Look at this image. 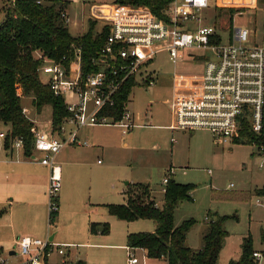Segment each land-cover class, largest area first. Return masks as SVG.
Here are the masks:
<instances>
[{"label":"rangeland","instance_id":"obj_1","mask_svg":"<svg viewBox=\"0 0 264 264\" xmlns=\"http://www.w3.org/2000/svg\"><path fill=\"white\" fill-rule=\"evenodd\" d=\"M38 1L43 5L52 4L51 0ZM115 1L59 0L58 7L64 6L70 19L68 28L71 35L81 37L91 32L93 22H97L93 29L94 34L102 33L108 24L96 21L92 16V10L95 6L112 5ZM13 3L14 0H0V24L6 17L7 8ZM263 5L264 0H209V8L200 13L198 21L189 23V26L191 30L197 29L200 25L216 26L223 42L226 43L229 34L227 27L231 23V15L228 14L231 13L232 26L248 30L249 44H253L262 39ZM217 7L246 9L219 11ZM239 12H242V15L237 14ZM219 15L223 18L220 19ZM179 54L175 65L170 59L169 52L160 50L144 67L142 78L151 74L155 85L148 86L140 79L133 88L126 110L135 115L137 127L127 136H123L122 129L117 126H89L80 131L83 141H88L96 149L102 146L100 150H104V154L87 159L89 166L77 181L78 199L82 205L80 210L85 211L88 204L102 213L107 211L105 207L107 205H126L128 190L136 187H148L151 199L158 209L162 210L165 204L164 189L167 188L163 181L170 178L176 183L194 187L190 194L191 200L181 201L174 213V223L177 227L189 220L196 222L187 235L186 245L190 249L195 251L202 249L203 237L209 230V221H216L221 217L225 218L222 227L227 237L218 264L238 261L241 258L244 239L247 237L252 238L253 250L264 254L262 241L264 198L255 194L257 189L264 187V153L243 137L234 144L222 145L215 143L212 133L207 130L192 133L169 129L173 123L170 105L173 99L174 75H199L203 73L206 63L214 58L212 52L198 49H183ZM22 106L34 128L40 132L51 131L50 106L45 107L39 114L33 107L31 99L27 97L22 98ZM9 129V126L0 124V134H7ZM78 148L66 147L59 155L68 154L71 149ZM11 150L6 151L4 138L0 136V194L7 189L16 196V200L24 199V196L27 197L30 193L22 185L16 184L14 179V174L26 167L24 152L15 145ZM11 152L13 154L10 157ZM38 155L42 157V154ZM19 182H22L21 179ZM127 183L131 186H127ZM65 184L68 189L74 187V183L70 181L67 185L64 171L63 187L59 193L61 197L65 193ZM45 207L47 213V226L45 225L43 230L45 235L32 230L28 233L29 236L47 240L56 234L53 242L57 244H62L60 241L87 244L67 248L65 255L62 256L55 253L49 264H65L78 260H84L86 264H129V251L126 248L128 235L153 233L156 230V225L151 220L126 222L106 216L108 219L106 222L111 226L110 234L99 238L89 234L88 237L79 229L73 213H69L67 206H64L66 212L62 220L57 217L52 224L49 220L48 194ZM18 208L24 207L19 204ZM17 211L15 215L22 222L27 224L28 218L29 222L31 221V216L23 213L24 209ZM0 249V257L7 260L8 264L25 263V259L17 252L16 245L10 240L2 244ZM135 254L137 264L164 263L147 258L142 249H136Z\"/></svg>","mask_w":264,"mask_h":264},{"label":"built area","instance_id":"obj_2","mask_svg":"<svg viewBox=\"0 0 264 264\" xmlns=\"http://www.w3.org/2000/svg\"><path fill=\"white\" fill-rule=\"evenodd\" d=\"M208 8L209 0H172L168 21H165L158 19L145 6L117 3L95 6L93 18L106 22L110 32L92 59V71L84 74L83 48L80 45H72L70 59L43 61L38 69L40 81L64 101L69 113L57 132L53 126L49 133L34 128V153L43 154L39 161L50 169V212L58 211L62 187L57 155L68 146H88L87 141L79 139V132L85 127L117 126L122 129L123 136L137 127L135 115L128 110L125 109L119 121H115L110 113L116 106L119 93L131 81L135 86L140 79L148 86L155 85L151 74L142 76L144 67L160 50H167L175 65L180 57L179 51L183 49L205 50L214 54L203 73L174 75L170 105L173 123L169 129L192 133L207 130L212 133L215 143L222 145L242 139L245 127L255 135L264 134V5L262 39L253 44H249L248 30L232 26L231 13L228 14L231 15V23L227 27L226 43L216 26L200 25L191 30L189 23L198 21L200 13ZM217 8L219 11L246 9ZM237 14L242 15V12ZM63 17L68 25L70 19L66 13ZM17 91L23 97L22 89ZM23 111L28 118L25 109ZM0 136L5 139L6 135L2 133ZM13 145L23 151L21 140L14 141ZM260 152L264 153V148H260ZM169 180L163 181L166 187ZM16 247L25 259L24 264H48L53 254L65 255V249L72 248V245L21 236L16 240ZM127 249L128 263L137 264L136 249ZM251 261L252 264H262L264 254L255 251ZM0 264H8V261L0 257Z\"/></svg>","mask_w":264,"mask_h":264},{"label":"trees","instance_id":"obj_3","mask_svg":"<svg viewBox=\"0 0 264 264\" xmlns=\"http://www.w3.org/2000/svg\"><path fill=\"white\" fill-rule=\"evenodd\" d=\"M51 1L52 4L43 5L38 0H14L13 5L7 8L6 17L0 24V124L10 128L5 134L4 147L9 151L14 141L21 140L27 158L34 155V124L24 114L22 98H30L39 114L45 107L52 108L54 132L60 129L63 120L69 116L64 101L41 83L39 67L44 60L60 62L65 57L70 59L71 48L75 44L83 48L82 67L84 74H87L92 71L90 68L92 59L103 47L110 32L106 26L102 33L95 35L93 29L97 22H93L90 33L81 37L72 36L63 17L66 13L64 6L58 7L59 0ZM171 2L172 0L115 1L121 5L148 7L158 19L165 21H168ZM134 87L135 82L131 81L119 93L116 106L110 113L115 121L121 119ZM18 88L22 89L23 97L18 94ZM242 136L249 143L264 148V134L255 135L245 127ZM193 189L191 185H182L170 179L162 210L158 209L151 199L148 187L129 189L126 205L112 204L107 205L106 209L110 216L121 221L151 220L155 223V232L131 233L127 237V246L131 249L144 250L149 259L163 261V264H218L227 237L222 227L225 218L219 217L216 221H209V230L203 237L204 244L199 251L192 250L186 245L188 232L196 222L189 220L179 227L175 226V209L181 201L191 200L190 194ZM255 194L264 198V187L257 189ZM58 211L50 212L51 224L58 217ZM4 214L5 211H0V218ZM110 230L111 226L108 223H92L90 226V233L94 236L108 235ZM262 241L264 243V234ZM254 252L252 238L247 237L242 245L241 258L238 261H231L230 264H252L251 257ZM65 264L86 262L78 260Z\"/></svg>","mask_w":264,"mask_h":264},{"label":"crops","instance_id":"obj_4","mask_svg":"<svg viewBox=\"0 0 264 264\" xmlns=\"http://www.w3.org/2000/svg\"><path fill=\"white\" fill-rule=\"evenodd\" d=\"M70 23V22H69ZM73 36V35H72ZM79 139L83 141L80 137ZM86 141V140H85ZM88 142V141H87ZM71 147V146H68ZM78 149H71L70 153L64 155H57V162L59 160V166L61 169V180L64 179V171L65 177L67 179V185L70 182L74 183V187L69 188L65 184V193L63 196L59 195V211L58 217L62 220V216L66 209L64 206L70 210L69 213H73L75 217L74 220L78 223L79 229L85 232L88 237L91 235L90 226L92 223L104 224L107 223L108 220L106 216H110L108 211L99 212L97 208L91 207L86 204V210L81 211L82 207L80 200L78 199L79 192L77 191V181L83 175V173L87 170L86 167L89 166L87 159L89 157L95 158V156L99 154H104V150H100V148H94L88 142V146H77ZM81 147V148H80ZM87 147V149H83ZM9 152V151H8ZM12 152L10 153V157L12 156ZM25 156V155H24ZM38 158L37 160L33 158ZM27 158L25 157L26 167H23L14 174V179L16 184L22 185L26 190L29 191V195L24 199L16 200V196L12 195L7 189L3 190V194H0L2 200L0 201V211H5V214L0 218V246L5 244L7 241H11L16 245V240L21 236H29L28 233L32 230L40 232V234L45 235L43 232L44 228L47 226L46 224V204H47V194H48V185H49V177H50V169L48 166L40 163V159L42 157L38 155V153H34V155ZM100 163V161L98 162ZM21 179L22 182H19ZM126 185H129L127 183ZM63 187V185H62ZM61 187V188H62ZM10 196H14V198H9ZM8 197V198H7ZM15 199V200H14ZM25 199H28L27 201ZM13 201V204L11 202ZM44 204L42 205V203ZM19 204H22L24 208H18ZM106 207V206H105ZM17 209H24V214H28L31 216V221L29 222V218L26 220L27 224L22 222L20 218L16 217L15 213L18 212ZM113 217V216H111ZM46 225V226H45ZM90 234V235H89ZM94 235H92L93 237ZM53 240L56 238V234L52 236ZM50 237V239L52 238ZM102 237L96 236V238ZM59 243L65 245H72V247L83 245L82 243L76 244L72 241H60ZM89 244V243H88ZM87 245V244H84ZM128 248V246H126ZM14 255L13 253H11ZM146 254V252H145ZM54 255V254H53ZM50 257V259L53 257ZM49 259V261H50ZM48 261V264H49Z\"/></svg>","mask_w":264,"mask_h":264},{"label":"water","instance_id":"obj_5","mask_svg":"<svg viewBox=\"0 0 264 264\" xmlns=\"http://www.w3.org/2000/svg\"><path fill=\"white\" fill-rule=\"evenodd\" d=\"M33 158V157H32ZM34 160H35V158H33ZM50 240H52L53 241V237L50 239ZM13 254H15V253H13Z\"/></svg>","mask_w":264,"mask_h":264}]
</instances>
